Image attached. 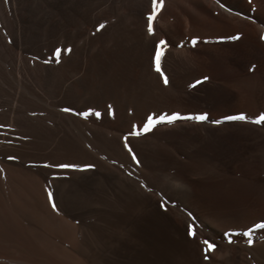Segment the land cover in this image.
I'll use <instances>...</instances> for the list:
<instances>
[{"label":"rangeland","instance_id":"1","mask_svg":"<svg viewBox=\"0 0 264 264\" xmlns=\"http://www.w3.org/2000/svg\"><path fill=\"white\" fill-rule=\"evenodd\" d=\"M36 1L39 2L37 5L45 7L46 2L42 4L44 0ZM146 3V14L150 16L152 0H146ZM0 4V21L2 17L6 21L8 0H0ZM152 20L161 35L153 57L159 52L162 58H166V67L158 65L161 70L157 71V64H153L144 74L133 69L139 89L146 93H140L143 104L137 109L131 107L127 110L128 121L119 119L112 108L103 123L100 108H83L80 117L85 122L75 125L72 134L62 137L75 147V152L66 155L60 152L61 148L57 151L45 149L49 134L32 133L39 125H51L45 111L36 119L30 118L31 121L21 118L9 134H2L7 124L0 115V189L14 208L15 203L10 196L14 187H36L44 192L52 208L74 225L73 236L52 237L54 241L71 247L74 259H55L48 264H97L98 261L106 264L101 259H106L111 251L94 233L95 225L100 223L99 218L87 215L82 218L83 222L81 217H70L64 213L55 200V182L91 168L101 174L131 176L141 182L154 179V171L144 167L130 147L131 142H146L152 152L157 151L154 154H162L168 159L165 172L180 178L191 191V207L186 211L191 212L195 219L193 226L201 228L204 219L211 223L212 228L215 227L213 231L204 226L200 229L201 238L215 245L211 258L220 264H264V229L255 227L264 223V122H251L264 113V0H163ZM160 41H164V45H160ZM58 42L50 49L42 47L43 54L58 58L62 51ZM22 60V70L26 66L25 71L35 77L40 73L44 58L26 54ZM1 67L0 62V72L5 69L2 71L4 75L0 73V113H3L5 104L12 99L10 94L16 89H13L6 68ZM6 77L8 82L11 80L10 85L5 81ZM20 94L19 101L22 102H17L20 114L35 117L36 109L44 106V101L38 100L35 104L27 91H20ZM58 107L55 106V111L61 112L62 108ZM173 114L182 117L207 114L208 119L165 121L155 123L147 132L143 131L149 116L158 120L160 116ZM239 114H244L247 119H223L226 115ZM215 120L221 123H213ZM133 132L140 135H133ZM115 151L119 153L115 154ZM59 164L74 167L62 168L57 166ZM158 181L162 185L161 180ZM116 185L119 186V182ZM117 186L113 188L109 181L99 177L83 189L73 191L72 196L83 201V205L101 208L108 198L116 197ZM159 188L151 186L148 191L161 197L163 195L157 192ZM49 193L52 194L51 200ZM164 195L168 197V194ZM168 200L166 204L172 207L179 205L176 200L169 197ZM15 208L13 211L19 215L25 213V216L33 217L31 209ZM249 229H252L250 237L244 235ZM249 238L253 241L251 245L248 244ZM17 251L11 246L8 253L0 254V264H30ZM201 259L199 261L203 263Z\"/></svg>","mask_w":264,"mask_h":264},{"label":"bare ground","instance_id":"2","mask_svg":"<svg viewBox=\"0 0 264 264\" xmlns=\"http://www.w3.org/2000/svg\"><path fill=\"white\" fill-rule=\"evenodd\" d=\"M32 2L33 0H8L5 9L8 20L5 21V17H2L0 21L3 33L0 32V62L13 82V89H16L13 90V95L10 94L12 101H8L3 113H0L7 124L2 134H9L21 118L33 120L45 111L51 125L36 126L32 133L49 134L46 137L47 151L61 148L60 152L70 155L75 152V147L62 137L72 134L75 125L85 122L80 117L83 108H100L102 121L105 123L112 108L119 119L128 121L127 110L131 107L137 109L143 104L144 99H141L140 93L144 89H139L132 72L136 69L144 74L153 64H157V54L153 57V51L159 46L160 32L153 20L149 22L146 0H44L42 4L46 2L45 7L37 5L39 2L36 3V0L35 4ZM100 25L104 27L101 28ZM57 42L62 47L59 57L56 59L45 56L42 47L50 49ZM26 54L44 58L41 71L38 75L35 74L36 77L25 71L26 66L23 65V70L20 68ZM159 65L166 67V58H162V55L159 56ZM3 70L0 72L2 75ZM7 80L9 78L5 79ZM9 82L8 85L11 84ZM20 91H27L35 104L38 100L44 101V106L37 105L40 108L36 109L35 117L20 114ZM142 93L145 94L146 91ZM55 106L61 107L62 111L56 112ZM89 116L92 117L93 114ZM145 143L131 142L130 147L137 153L144 167L154 171V179L141 182L131 176L101 174L91 168L77 173L70 180H56L57 205L70 217L78 216L83 220L87 215H94L99 218L100 223L95 225L94 233L102 245L111 251L107 258L105 256L107 260L101 259L106 264H220L211 258V250L205 251L204 235L201 238L200 229L203 226L209 231H213L215 227L212 228L211 223L204 219L201 228L193 226L195 219L191 217V212L186 211L187 207H191V191L180 178L165 172L168 159L164 155L162 157V154H154L157 151L152 152L149 144ZM118 153L115 151V154ZM99 177L109 181L113 188L117 186L116 183L120 184L117 186L116 197L110 200L108 198L104 207L92 208L83 205L80 199L73 198V191L83 189L90 181ZM158 180H161L162 185L158 184ZM22 186L14 187L10 196L15 203L14 208L31 209L33 219L28 214L25 216V213L19 215L14 212L13 206L8 204L0 189V254L8 253L12 246L30 264L74 259L71 247L52 238L54 235L73 236L74 225L52 208L43 191L29 185ZM151 186H159L160 190L157 192L163 196L151 194L148 191ZM163 192L179 205L176 202L177 206L173 204V207L166 204L169 200ZM86 212L88 214L84 215ZM190 225L195 235H189ZM205 256L208 258L205 259ZM200 258L203 263H200ZM97 264H101L100 261Z\"/></svg>","mask_w":264,"mask_h":264},{"label":"snow or ice","instance_id":"3","mask_svg":"<svg viewBox=\"0 0 264 264\" xmlns=\"http://www.w3.org/2000/svg\"><path fill=\"white\" fill-rule=\"evenodd\" d=\"M163 0H152V5H153V12L152 14L148 17L149 22L154 18L156 11L162 6ZM101 28H103V25H100ZM152 32V27H151V23H149V33ZM239 37H231V39H238ZM264 38V37H262ZM164 41H160V45H164ZM193 43H195V41H193ZM59 52V50H57ZM159 56L160 53L157 52V71H160L159 69ZM205 79H207V77H205ZM167 82V81H165ZM69 109H65V111H68ZM82 115H87V113H82ZM97 115H99L97 113ZM177 119H188V120H197V121H205L208 119L207 114H202V115H196V116H185L182 117L179 114H173L171 116H160L158 120L154 119V117L149 116L147 118L148 122L145 124L143 131L147 132L151 129V127L155 124V123H162V122H167V123H172L173 121L177 120ZM224 120H231V121H244L247 119V117L244 114H239V115H226L223 117ZM213 123L219 124L221 123L220 120H215L212 121ZM252 123H256V124H260L262 122H264V113H261L258 117H256L253 121H251ZM133 135H140L139 132H133ZM127 146V145H126ZM14 157H9V159H13ZM135 159V157H133ZM58 167H62V168H68V167H74V165L71 164H59L57 165ZM52 198V194L49 193V199L51 200ZM53 207H55V205H53ZM256 228H260V229H264V223H259L255 225ZM251 232L252 229H249L248 232L244 233V235L246 236H251ZM189 235H195V231L192 228V226H189ZM227 235V234H226ZM231 242V241H230ZM203 243L206 245V249L205 251H210L213 250L215 248V245L212 243H209L207 240L203 241ZM253 243L252 239L249 238L248 240V244L251 245ZM208 257L205 256V259H207Z\"/></svg>","mask_w":264,"mask_h":264}]
</instances>
